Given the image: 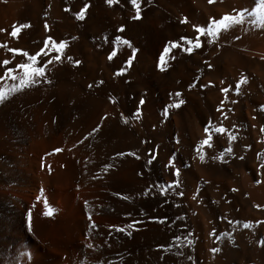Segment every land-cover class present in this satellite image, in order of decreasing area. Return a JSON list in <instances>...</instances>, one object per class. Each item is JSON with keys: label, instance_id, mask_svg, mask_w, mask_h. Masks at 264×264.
<instances>
[{"label": "bare ground", "instance_id": "1", "mask_svg": "<svg viewBox=\"0 0 264 264\" xmlns=\"http://www.w3.org/2000/svg\"><path fill=\"white\" fill-rule=\"evenodd\" d=\"M85 2L90 9L77 21ZM139 3L140 18L131 19L127 0H0V62L10 61L0 75L31 63L23 52L35 54L46 37L67 41L39 84L0 81V264H264V23L251 22L264 20V9L257 0ZM241 10L243 21L212 44L201 35L200 49H179L181 36L195 42L194 25ZM116 35L137 49L122 75L132 52L117 43L107 58ZM169 42L178 47L163 53ZM209 119L236 136L232 154L217 158L227 132L210 133L203 160L194 150ZM150 148L158 153L151 166ZM170 155L176 177L163 167ZM172 181L161 196L156 185ZM222 232L231 235L217 241Z\"/></svg>", "mask_w": 264, "mask_h": 264}, {"label": "snow or ice", "instance_id": "2", "mask_svg": "<svg viewBox=\"0 0 264 264\" xmlns=\"http://www.w3.org/2000/svg\"><path fill=\"white\" fill-rule=\"evenodd\" d=\"M104 2L111 6L113 5L116 0H104ZM128 4L131 5V8L133 10H135L136 15L134 17H131V19H139L140 18V3L139 0H127ZM212 0H209V3H211ZM257 7L259 9H264V0H257ZM90 9V3L85 2L82 4V6L79 8L78 11L73 12L74 18L77 21H82L86 18V14L88 12V10ZM65 12L70 11V9L65 8L64 9ZM246 10H241V11H237L236 14L234 16H229V15H224L222 16L220 19H209L207 21V28L205 27H200V26H195L194 25V30L197 33L196 38H195V42H193L192 39L181 36L180 40L183 41V44H181L179 46V49L181 51H186L188 53H191L193 51V49H200L201 48V40L200 37L201 35H206L207 37H209L207 43L208 44H212L213 39L216 37V35L221 31V30H226L229 25L234 24V23H241L243 21V17H244V12ZM255 11V10H254ZM184 21H181V23H183ZM253 24H260V23H264V20H252L251 21ZM20 27L22 28H26L29 27V25L24 24L21 25ZM45 30H48V25L45 24ZM117 32H123L124 31V27L123 25H121L119 28L116 29ZM12 35H15V28L14 31L12 32ZM73 39H76V37H73ZM105 40L107 41V37H105ZM117 43H123V44H127L129 46V48L131 49L132 55H130L128 58H126L123 61V66L118 68L116 71V75H122L126 72L127 68L131 66L132 60L135 58V52L137 51V49L132 48L131 43L129 40L127 39H122V37L120 35H116L114 36L113 40H112V50L108 55V59L112 60L114 58V56L117 54L116 53V47L115 45ZM184 44L187 45V47H184ZM43 47H40L38 49V51H36L35 54L33 55H29L27 52H23V55L25 57H27V59L29 61H31V63H16L14 67H7L4 71H3V75H0V81L4 80L5 78H10L12 80H19V85L17 87H24V86H28L31 85L33 83L35 84H39L40 83V78L45 76V70L46 67L48 65H50L51 63H53V61H60L61 60V54L63 52V50L67 47V41L65 40H60L59 42H56L52 37H46L43 41ZM50 45V47H49ZM178 45L175 42H169L164 48H163V53H168L169 52V48H177ZM9 52L12 53H17L20 52L22 50L19 49H8ZM55 53V55L50 56L49 53ZM163 53L160 55V61L163 62L164 60V55ZM43 54V57H45V59H43L42 62L38 61V57H41V55ZM68 60H72V57H67ZM3 65H9L10 61L9 60H3L2 62ZM37 63H40L41 66H36ZM79 61H75L74 64H79ZM160 67V65H158V68ZM209 68H211V64L208 65ZM241 80H243V78H241ZM45 83H47L48 81L45 79L44 80ZM102 81H98L97 84H102ZM211 83V82H209ZM240 83L241 81H238L235 85L237 91L240 88ZM193 85H189V88H191ZM91 87V85H90ZM201 87H203L201 85ZM229 91L228 88H221V92L222 93H227ZM181 93L179 91H177L175 93V96L178 98L180 97ZM226 98V97H225ZM7 97L5 95V90L3 88H0V102H3L4 100H6ZM110 102H111V98H110ZM145 103L143 96L139 99V101L137 102V107L135 109V111L132 113V118L136 119L139 118V116L141 115L140 112V108L141 106ZM184 103V100L182 99H178L174 104L172 105H168L165 107V114L167 113V107H179L180 105H182ZM234 103V101H233ZM221 104H223V101L221 102ZM261 110H264V105H261ZM217 111L220 112L221 116H224L223 111L221 110L220 107L217 108ZM226 118V117H225ZM121 119L123 120L124 117L123 115H121ZM93 131H95V129H93ZM204 132L206 134V138L202 141H200L199 144L196 145V148L194 149L195 151H197L200 154V159L203 160L204 159V155L203 153L200 151L201 149V145H207L208 147H211V143L210 140L212 139L210 133L211 132H216V133H226L227 132V139L229 142V146L227 148H224L220 153H219V157L217 158H222L223 156H225L226 154L230 155L232 154V148H231V143L233 140L236 139V136L231 132L226 130L223 126L220 127H216L213 125L211 119H209V121L207 122V126H205L204 128ZM261 132H264V128H261ZM143 143H147V141H142ZM158 148V146H157ZM157 148H150L145 155L148 157L147 159V164L149 166H151L153 164V162L156 160L157 158ZM131 155V153H129ZM119 155H124L123 153H120ZM137 159H139V156L136 157ZM172 167V176L176 177L179 175V169L175 167L174 164V158L170 155L167 159V162L163 165V167L165 169ZM105 168H107V166H105ZM139 175V173H138ZM174 183V181L169 182L166 186L162 185V184H157L156 188L157 190L160 192V195L163 196L164 195V191H165V187L171 188L172 184ZM256 183H260L259 180L256 181ZM151 187V185L149 186ZM148 189H145V192H147ZM180 194V193H178ZM193 199H196V197L194 196ZM45 209H48V204L47 202H45ZM52 214L51 210L45 211L44 215L46 216H50ZM152 219L154 220H164L167 219L165 218H156L153 217ZM178 219H183V217H179ZM229 223H232L231 221H229ZM92 227H94V225H91ZM250 223H244L242 225L243 228L247 229L250 228ZM134 225L132 223H128L125 224L123 228L121 227H116V231L117 232H123L125 229L127 228H133ZM215 232V230H213L212 233H209V235H213V233ZM189 235H191L189 233ZM224 235H228L230 236V233H220L219 235L215 236V239L217 241H219L221 239V237H223ZM177 240L180 239L179 236L176 237ZM192 241L188 240V244L191 245ZM87 247H91V245H87ZM210 251L212 253H216L218 251V248L216 247H212L210 249Z\"/></svg>", "mask_w": 264, "mask_h": 264}]
</instances>
